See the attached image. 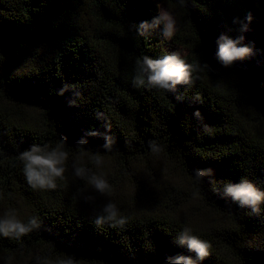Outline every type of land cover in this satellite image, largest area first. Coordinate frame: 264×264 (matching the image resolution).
<instances>
[{
	"label": "trees",
	"instance_id": "obj_1",
	"mask_svg": "<svg viewBox=\"0 0 264 264\" xmlns=\"http://www.w3.org/2000/svg\"><path fill=\"white\" fill-rule=\"evenodd\" d=\"M158 3L175 19L170 40L160 29L137 32ZM221 34L243 35L254 55L224 68L216 59ZM172 52L202 69L190 83L175 92L133 86L138 58ZM106 124L111 152L102 147ZM82 139L83 163L107 179L109 195L74 174ZM61 140L69 153L64 179L52 190L33 189L20 154ZM150 141L163 150L153 154ZM97 153L100 167L91 160ZM162 164L168 182L183 178L189 191L149 179ZM196 169H212L216 183L197 181ZM241 179L264 191V0H0V217L14 209L23 222L37 217L41 224L19 239L0 235V264L69 257L75 264H165L195 255L174 243L185 226L211 245L199 264H264V204L255 214L224 196V185ZM126 181L134 197L123 190ZM187 198L201 207L193 215ZM110 200L127 218L123 227L94 223ZM202 208L218 219L203 218Z\"/></svg>",
	"mask_w": 264,
	"mask_h": 264
},
{
	"label": "clouds",
	"instance_id": "obj_2",
	"mask_svg": "<svg viewBox=\"0 0 264 264\" xmlns=\"http://www.w3.org/2000/svg\"><path fill=\"white\" fill-rule=\"evenodd\" d=\"M183 4L184 0H180ZM159 11L155 17L149 21H142L137 26V32L140 36H148L152 31L160 29L161 35L165 38H171L175 31V20L171 13L157 5ZM245 20L250 23L251 14H248ZM234 23L239 24V31L244 33L248 30L247 23L238 18ZM245 37L239 35L235 38L226 34H221L217 40V61L224 67L230 68L236 62L243 61L254 55L251 46L244 43ZM207 67V65H204ZM202 70L199 65L186 63L179 52H172L162 56L159 59H153L143 56L136 60L132 84L137 88L150 87L165 92H175L177 86L185 85L191 82L192 73ZM68 86L61 89L59 95H64ZM197 117L200 113H194ZM98 118H102L98 114ZM106 132L103 134L105 143L102 145L106 152H111L114 144L113 137L108 135L111 132L110 125H105ZM88 136H99L97 131H89ZM66 141L57 142L56 147L49 148L48 145L33 144L29 149L22 152L19 159L23 162L24 176L27 183L33 189L52 190L57 187L56 180L64 179L66 164L69 159V153L64 150ZM87 140L82 139L78 142L80 158L72 165L75 176L86 181L95 192L101 195H109L112 191L111 185L102 174L91 171L83 163V156L86 155L84 145ZM149 147L153 154H158L163 149L155 141L149 142ZM92 162L100 167L103 164L102 157L97 153L91 157ZM205 177L209 178V183L215 184L214 172L212 169H196L195 178L197 181H203ZM199 193H194L198 195ZM224 196L231 198L232 201L239 204L241 208H249L255 214L261 213V204H264V191L258 189L252 182L247 179H241L239 183H226L224 185ZM86 201H93L95 197L85 196ZM94 223L97 226L105 224L111 227H123L127 223V218L123 216L117 205L111 200L103 205L101 211L96 215ZM41 226L37 217H31L27 222L20 220L15 210H8L0 217V235L4 237H14L19 239ZM174 243L182 248H186L189 253L195 255L178 254L166 259L165 264H199L207 255L211 247L206 240L200 239L194 235L190 227L185 226L180 231ZM38 264H50L48 260L41 261L38 258ZM58 264H75L72 257L62 259Z\"/></svg>",
	"mask_w": 264,
	"mask_h": 264
},
{
	"label": "rangeland",
	"instance_id": "obj_3",
	"mask_svg": "<svg viewBox=\"0 0 264 264\" xmlns=\"http://www.w3.org/2000/svg\"><path fill=\"white\" fill-rule=\"evenodd\" d=\"M241 1L244 2V4L247 3V0H241ZM158 5H160L161 7H163V8L168 10V8L162 3H158ZM171 15H172V13H171ZM173 18H174V16H173ZM175 30H176V25H175ZM168 39L170 40L171 38H168ZM165 167L166 166L164 164H162L163 172L158 171V175H153V174L152 175H148V178L149 179L152 178L153 180H160L161 182H163V185H165V188L166 187L169 188V186H174L175 188L183 189L184 191H189L191 183L186 181V180H184L183 178H180V177L176 176V178L174 180H172L171 183H169L168 180H167L168 179V174L166 172ZM151 173H152V171L150 172V174ZM123 190L126 192L127 195H130L129 197H134L135 196L134 195L135 194V190H134L132 184H130L127 181L123 183ZM187 199H189V198H187ZM189 200H191V199H189ZM187 205H189V208L187 209V214L188 215H193L194 214L193 212H195V211L197 212L199 209H201L199 203L196 200H194V199L191 200L189 203H187ZM202 210H203V214L201 216L203 218H208V219L212 218L213 220H210V221H215L216 219H218V217L214 213H212V211H210V210L206 211L204 208H202Z\"/></svg>",
	"mask_w": 264,
	"mask_h": 264
}]
</instances>
